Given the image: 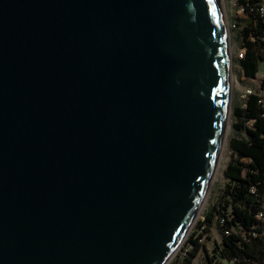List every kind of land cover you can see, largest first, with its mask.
I'll return each mask as SVG.
<instances>
[{
	"label": "water",
	"instance_id": "obj_1",
	"mask_svg": "<svg viewBox=\"0 0 264 264\" xmlns=\"http://www.w3.org/2000/svg\"><path fill=\"white\" fill-rule=\"evenodd\" d=\"M224 17L222 0H0V264L167 262L230 119Z\"/></svg>",
	"mask_w": 264,
	"mask_h": 264
},
{
	"label": "trees",
	"instance_id": "obj_2",
	"mask_svg": "<svg viewBox=\"0 0 264 264\" xmlns=\"http://www.w3.org/2000/svg\"><path fill=\"white\" fill-rule=\"evenodd\" d=\"M243 10L238 17L236 38L244 55L234 56L245 77H253L264 59V20L258 10L260 0H237ZM263 106L254 93L232 103V128L228 140L232 156L223 168L224 184L199 219V231L188 239L184 254L169 264H191L202 246L208 264L234 260L237 264H264V116ZM215 227L219 239L208 251L200 241Z\"/></svg>",
	"mask_w": 264,
	"mask_h": 264
},
{
	"label": "rangeland",
	"instance_id": "obj_3",
	"mask_svg": "<svg viewBox=\"0 0 264 264\" xmlns=\"http://www.w3.org/2000/svg\"><path fill=\"white\" fill-rule=\"evenodd\" d=\"M223 1V7L227 16V22H228V31H229V51L231 53V72L235 76L237 83L230 84L231 88V104L233 101L241 103L243 101V96L241 94V86L244 85H252L255 87H258L257 83H254V81L249 78L245 77L238 65L235 62L234 56L238 52V39L236 38V28L238 23V17L243 16V10L241 8V5L238 3L237 0H222ZM232 50V51H231ZM229 125L225 131V140L221 149L220 158H219V167L220 169L217 171V174L215 173V176L213 178L212 186L210 187L204 203L202 205V208L200 210V213L195 218L194 222L192 223L191 227L183 237L182 241L178 244L175 251L172 253V255L169 257L167 262L165 264H169L172 260H174L177 256H180L184 254L187 250V247L189 246L188 239L192 236H195L197 232L199 231V227L197 226V223L199 219L203 218V214L209 204L216 198V196L220 193L222 186L224 184V175H223V168L226 164V162L230 159L232 156L231 150L228 146V140L231 137V135L234 134L233 128H232V105H231V111H230V117H229ZM222 154V156H221ZM208 235L210 238H207L206 236H202L200 238V241H202L208 251L212 249L213 246V240L219 239V234L215 227L212 228L210 232H208ZM191 264H208L206 258H205V252L203 247L201 246L197 255L193 258Z\"/></svg>",
	"mask_w": 264,
	"mask_h": 264
},
{
	"label": "built area",
	"instance_id": "obj_4",
	"mask_svg": "<svg viewBox=\"0 0 264 264\" xmlns=\"http://www.w3.org/2000/svg\"><path fill=\"white\" fill-rule=\"evenodd\" d=\"M258 10L264 20V0L259 1ZM243 55H244V47H241L237 52V56L242 57ZM249 78H251L254 81V83H257L258 87L252 85L241 86V94L242 96L250 93L257 94L258 101L263 106L262 115L264 116V59H262L260 69L257 71L256 75ZM258 217L264 220V209H261L258 212ZM217 264H237V263L234 260L220 259L218 260Z\"/></svg>",
	"mask_w": 264,
	"mask_h": 264
},
{
	"label": "bare ground",
	"instance_id": "obj_5",
	"mask_svg": "<svg viewBox=\"0 0 264 264\" xmlns=\"http://www.w3.org/2000/svg\"><path fill=\"white\" fill-rule=\"evenodd\" d=\"M224 23H225L226 30L228 31L229 29H228V22H227V18H226V17H224ZM228 32H229V31H228ZM228 49H229V44H228ZM231 51H232V50H231ZM231 83H232V84L237 83L236 78H235V76H234L232 73L230 74V84H231ZM232 84H231V85H232ZM228 124H229V121H228V123H227V127H228ZM221 156H222V154H221ZM218 165H219V164H218ZM218 165H217L216 174H217V171L220 169V167H219L220 165H219V166H218ZM218 172H219V171H218ZM203 203H204V201L202 202V204H201V206H200V208H199V210H198V214L200 213V210H201V208H202ZM198 214H197V215H198ZM196 217H197V216H196ZM188 230H189V228H188ZM188 230H187V231H188ZM187 231L185 232V234L187 233ZM184 236H185V235H184ZM184 236L181 237V239L179 240L178 244L182 241V239H183ZM178 244L176 245L175 249L177 248ZM175 249L173 250V252L175 251ZM171 255H172V253H171ZM171 255H170V256H171Z\"/></svg>",
	"mask_w": 264,
	"mask_h": 264
}]
</instances>
